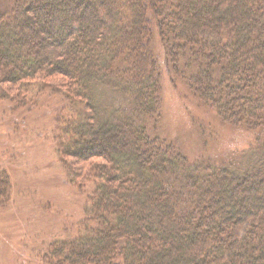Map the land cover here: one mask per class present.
Returning <instances> with one entry per match:
<instances>
[{
    "label": "trees",
    "instance_id": "1",
    "mask_svg": "<svg viewBox=\"0 0 264 264\" xmlns=\"http://www.w3.org/2000/svg\"><path fill=\"white\" fill-rule=\"evenodd\" d=\"M4 1L0 107L54 98L59 163L93 185L44 263L264 264V0ZM162 75L249 148L214 166L155 134ZM11 188L0 171V206Z\"/></svg>",
    "mask_w": 264,
    "mask_h": 264
},
{
    "label": "rangeland",
    "instance_id": "2",
    "mask_svg": "<svg viewBox=\"0 0 264 264\" xmlns=\"http://www.w3.org/2000/svg\"><path fill=\"white\" fill-rule=\"evenodd\" d=\"M4 4L9 6V0ZM151 48L156 52L155 44ZM164 75L162 116L152 126L155 134L188 161L214 166L235 161L249 148L246 134L223 127L213 114L198 107L182 80L173 85ZM56 105L54 98L40 97L38 108L31 114L23 111L22 116L0 107V171L10 176L12 184L9 202L0 206V264H45L48 244L72 237L83 218L93 185L87 183L81 192L59 163L50 109ZM12 116L16 118L8 125ZM147 129L151 131L149 125Z\"/></svg>",
    "mask_w": 264,
    "mask_h": 264
}]
</instances>
